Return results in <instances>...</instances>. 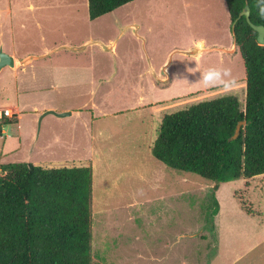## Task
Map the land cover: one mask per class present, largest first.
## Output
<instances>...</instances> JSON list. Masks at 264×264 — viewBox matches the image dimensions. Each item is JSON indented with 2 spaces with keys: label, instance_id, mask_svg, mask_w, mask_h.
I'll return each instance as SVG.
<instances>
[{
  "label": "rangeland",
  "instance_id": "374dc122",
  "mask_svg": "<svg viewBox=\"0 0 264 264\" xmlns=\"http://www.w3.org/2000/svg\"><path fill=\"white\" fill-rule=\"evenodd\" d=\"M86 2L0 0V46L17 60L0 70V107L17 116L0 123V163L93 164L97 264H264V174L215 187L150 151L165 113L223 94L243 103L225 1L133 0L95 20ZM213 66L239 87H203ZM51 107L74 113L41 117Z\"/></svg>",
  "mask_w": 264,
  "mask_h": 264
},
{
  "label": "trees",
  "instance_id": "16d2710c",
  "mask_svg": "<svg viewBox=\"0 0 264 264\" xmlns=\"http://www.w3.org/2000/svg\"><path fill=\"white\" fill-rule=\"evenodd\" d=\"M130 1L87 0L89 19ZM224 1L231 25L248 4L250 20L264 26L260 0ZM231 34L245 71L243 103L223 94L165 113L150 148L167 167L195 173L215 187L264 174V45L257 43L244 16ZM241 120L245 123L238 137L230 140ZM13 122L0 120L2 125ZM212 202L214 215L219 208L215 196ZM0 264H97L92 255L90 164L0 163Z\"/></svg>",
  "mask_w": 264,
  "mask_h": 264
},
{
  "label": "water",
  "instance_id": "95a60500",
  "mask_svg": "<svg viewBox=\"0 0 264 264\" xmlns=\"http://www.w3.org/2000/svg\"><path fill=\"white\" fill-rule=\"evenodd\" d=\"M242 16L245 17V20L248 23V25L256 32L257 43L260 45H264V26L261 24H255L250 20V8H249L248 4H245L243 9L238 13L236 19L233 21V23L231 25V29L233 30L235 22ZM6 65L11 66V67L14 66V58L9 53L3 51L2 47L0 46V70ZM48 113L54 114L58 117H63V116L70 114V112H55L53 110H46L41 115V117L44 116L45 114H48ZM244 123L245 122L243 120H241L236 124L234 133L229 138L230 140L236 139L238 137V135L240 133L241 126Z\"/></svg>",
  "mask_w": 264,
  "mask_h": 264
},
{
  "label": "clouds",
  "instance_id": "9594fccd",
  "mask_svg": "<svg viewBox=\"0 0 264 264\" xmlns=\"http://www.w3.org/2000/svg\"><path fill=\"white\" fill-rule=\"evenodd\" d=\"M260 4V14L264 16V0H260ZM188 71L191 72L192 69H188ZM201 73L200 83L205 88H220L224 93H230L239 87L230 68L213 66Z\"/></svg>",
  "mask_w": 264,
  "mask_h": 264
},
{
  "label": "built area",
  "instance_id": "2783aa9c",
  "mask_svg": "<svg viewBox=\"0 0 264 264\" xmlns=\"http://www.w3.org/2000/svg\"><path fill=\"white\" fill-rule=\"evenodd\" d=\"M4 117L8 119H12L17 117L16 116V111H13L9 107H0V120H2Z\"/></svg>",
  "mask_w": 264,
  "mask_h": 264
},
{
  "label": "crops",
  "instance_id": "0c3cea01",
  "mask_svg": "<svg viewBox=\"0 0 264 264\" xmlns=\"http://www.w3.org/2000/svg\"><path fill=\"white\" fill-rule=\"evenodd\" d=\"M86 5H87V2H86ZM88 12V11H87ZM107 14V13H106ZM105 15V14H104ZM88 16V15H87ZM103 16V15H102ZM99 17H101V16H99ZM99 17H97V18H99ZM87 18H89V16L87 17ZM97 18H95V19H97ZM95 19H93V20H95ZM91 20V19H90ZM199 42V41H198ZM198 42H196L195 43V45H197V43ZM13 56V58H14V60H15V64L17 63V60H16V57L14 56V55H12ZM54 81L53 80H51L50 81V85L52 86V87H58V82H55V83H53ZM53 83V84H52ZM62 84V83H61ZM31 88V87H30ZM161 90V89H160ZM155 100V99H154ZM158 100V99H157ZM51 109H55V111H67V110H57L56 108H53V107H51ZM154 110H155V107H154ZM71 113H74V111L73 110H71L70 111V114ZM1 132H3V129L1 130ZM92 176H93V164H92ZM92 182H93V177H92Z\"/></svg>",
  "mask_w": 264,
  "mask_h": 264
},
{
  "label": "bare ground",
  "instance_id": "6f19581e",
  "mask_svg": "<svg viewBox=\"0 0 264 264\" xmlns=\"http://www.w3.org/2000/svg\"><path fill=\"white\" fill-rule=\"evenodd\" d=\"M197 49H199V52H200V47L199 46H197ZM14 63H15V60H14Z\"/></svg>",
  "mask_w": 264,
  "mask_h": 264
}]
</instances>
